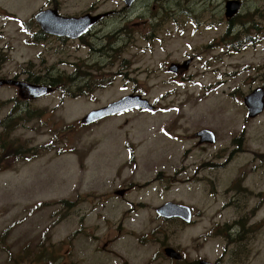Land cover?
Returning a JSON list of instances; mask_svg holds the SVG:
<instances>
[{"label":"rangeland","instance_id":"374dc122","mask_svg":"<svg viewBox=\"0 0 264 264\" xmlns=\"http://www.w3.org/2000/svg\"><path fill=\"white\" fill-rule=\"evenodd\" d=\"M130 3L0 0V79L32 83L38 78L35 84L55 83L49 85L51 91L38 97L20 95L17 86H0V242L9 244L21 233L28 239L35 236L42 245V261L38 263L66 264L62 255L69 253L68 237L76 231L71 262L89 264L87 256L105 241V236L94 240L89 225L96 223L100 227L96 234H100L109 229L106 222L115 218L99 219L101 193L88 191L100 188L119 165L120 178L131 173L132 169L122 164L127 159L126 150H135V156L139 153L138 161H128L129 167L132 162L142 163V157L144 164L150 161L149 156L164 162L166 153L178 150L180 169L142 167L135 171L139 180L162 173L169 181L166 195L146 193L152 197L144 200H154V205L165 200L192 205L198 222L202 221L195 230L176 228L175 235L173 227L164 222L162 229L169 231L170 239L178 237L194 256L201 252L202 257L224 260V264H264V194L256 196L259 201L253 209L255 199H244L245 203L238 205L239 195L230 192L229 211L221 197L207 193L208 182L222 190L226 181L231 185L239 178L251 181L254 185H249L256 189L264 186V108L253 116L246 104V98L260 89L264 99V0H244L240 13L241 4L230 2V11L236 8L230 13V33L226 32L227 0ZM54 5L66 16L86 15L88 22L91 16L104 19L80 39L49 34L41 30L42 23L34 15ZM187 9L198 15L185 16ZM178 19L184 20L179 24L182 30L176 25ZM201 54L203 59H199ZM190 59L193 62L188 71L170 70L172 63L185 64ZM127 95L147 98L156 110L130 109L83 124L91 111ZM12 109L23 119L8 126L6 116ZM202 129L214 132L216 142L200 143L197 132ZM111 150H118V161L114 169L107 170L104 163L112 158ZM187 150L190 155L184 158ZM229 154L230 162L225 163ZM212 162L226 165L210 170L205 165ZM258 165L261 167L254 169ZM201 180L206 182L201 184ZM71 201L76 202L78 212L68 218ZM121 205L116 216L124 208ZM134 209L122 221L124 229L114 249L130 252L136 243L133 249L148 258L140 245L148 240L142 235L144 231L150 230L154 240L151 229L158 224L156 211L142 207L138 215L144 216L132 221L137 215ZM87 214L89 225L84 227ZM227 221L230 226L238 223L236 230L246 228L230 233V240L221 233L226 229L217 237L199 238L203 227ZM22 242L18 239L16 245ZM2 246L0 264H12L13 253L37 250L13 248L3 253L7 246ZM131 253L138 261V254Z\"/></svg>","mask_w":264,"mask_h":264},{"label":"flooded vegetation","instance_id":"af4514ba","mask_svg":"<svg viewBox=\"0 0 264 264\" xmlns=\"http://www.w3.org/2000/svg\"><path fill=\"white\" fill-rule=\"evenodd\" d=\"M227 1H231V0H227ZM232 1H235L239 5L241 4L240 9L237 12V13H240L242 9V5L244 4V0H232ZM54 7L58 8V6L56 5L49 6L48 8H54ZM40 10H42V8ZM234 11L236 12V10ZM234 11L231 12L230 10H228L227 12V17L229 18V20H228L226 32H229V33H230V15L233 14ZM185 12H186L185 16H197L198 15V14H194L190 9L185 10ZM103 19L104 18L98 19V21L94 23L95 25L92 26L88 30V32L91 29H93L96 25H98ZM175 21H176V24H178V29L180 28L179 24L184 23V20L179 21L178 19V21L177 20ZM197 26H198V23H196V26L194 28H192V31H195ZM180 29L182 30L183 28H180ZM232 29L233 27L231 28V30ZM41 30L45 32L43 29ZM97 30H95L93 33H95ZM248 40L255 41V38L248 37ZM199 59H203L202 54L199 56ZM192 62L193 61L190 59L187 66L185 64L181 65V63H178V65L176 66L178 71L176 73H184L188 71L190 69ZM174 63H177V62H174ZM152 106L153 108L150 110L152 111L156 110V105L153 104ZM206 144H210V143H206ZM111 151L112 153H114L112 154V158L107 159L106 162L104 163L106 165L107 170L114 169L115 166L117 165L115 161H118L117 159L118 150H111ZM189 151L190 150H187V152L184 154L183 156L184 158L189 157L190 155ZM126 153H127V159L122 164H124L125 168H131L132 169L131 173L129 175H126L125 178H120V175H118V172L120 170V165H119L117 167L115 174L112 176L109 174V176L106 177L105 182L102 183V186L100 188H97V189L93 188L88 191V192L101 193V197L98 198V202H100L101 200V203L99 205L100 209H98L99 216H101V218L99 219H102L104 221L109 218H115L113 221L109 219L108 222H106L105 226L106 228L108 227L109 229L105 230V232L104 231L101 232L100 234L98 233L96 234V231H98L100 227H97L96 223H94V225L93 224L89 225L87 223L88 214L85 216L84 227H87L89 225V227L92 228L94 237H95L94 240H99V238H101L102 236H105L104 243L99 248L92 250L91 256L85 255L88 257L87 258L88 263L89 264H131L130 263L131 261L136 264H224L225 262L224 260H218V259L212 260L206 257H202L203 255L201 254V252H199L197 256H194L190 252V248L187 245H184L183 243H181L178 237L174 239H170L169 231L166 232L164 229H162L161 225L164 222L168 224L169 226L173 227L172 235H175V233L177 232L176 230L178 229L176 228H179V229L186 228L185 230H195L197 228V224L201 223L202 221L198 222L196 213H194V211L196 210L194 206L181 203V202L174 204L171 200H165V201H162L161 204L154 205L152 204L154 200L149 201V202L144 200L145 198L152 197V195H146V193H153L155 191H159L166 195V193L170 190V188L166 187L165 184L169 183V181L167 180L166 182L164 180L165 177H163L162 173L157 174V176L154 179L139 180V179H136L135 171L142 167L146 168V170L161 169L164 167L180 169L178 150L169 151L168 153H166L164 162H161L159 159H155L154 157L149 156L148 159L150 161L144 164V158L142 157L143 159L142 163L132 162L131 163L132 167H129L128 161H132L134 159L138 161L139 153L137 151V156H135V150H126ZM261 157H263V154L261 155ZM228 161L230 162V154L228 155L226 160H224L225 163ZM224 162H220V163L212 162L211 164H206L205 166L208 169L212 170V169H216L218 167L226 165ZM193 164L198 165V163H193ZM252 164H258V163H252ZM184 167L185 168L191 167V164H184ZM259 167L261 166L258 165L257 167H254V169H259ZM201 171H202V165L200 163L199 173ZM224 171L229 172L230 168L225 169ZM199 173L197 175H199ZM204 182L206 181L201 180V184H204ZM208 183H210L207 185L208 195L210 196L212 195L215 197H221L222 198L221 202L223 200L225 201L223 204L227 206V209H229V211H230V192H234L239 195L238 201H237L238 205L245 203L243 201L244 199L252 198V200H254L257 195L261 196L264 194L263 185H262V188L260 187L258 189L253 188L249 185V183L254 185L251 181L249 183H246V180L242 178L237 179L233 183L234 185L231 184L233 185L232 187L230 185V181H226L227 185L222 190H219V188L216 185L212 184V182H208ZM255 200L256 202L253 205V209H255V206L257 202L259 201V199H255ZM75 203H76L75 201H71V215L73 216H75V214L78 212V210H75V205H76ZM121 204H124V208L120 212V215L116 216V209L118 207H121L122 206ZM142 207H144L145 210H147L148 208L154 209L156 211L155 218H157L158 220V224L156 228L151 229L152 233H154V240H152L150 237V234H151L150 230L144 231L142 234L148 240L144 245H140V247L142 246L145 247L143 249H146V251L148 252L149 254L148 258L145 257L144 255L140 257L138 254L139 249H136V248L133 249L134 247H136V243L134 245L133 244L131 245L132 250H130V252L123 253V252L116 251L114 249V244L120 238L119 235L122 233L124 229L123 228L124 225L122 221H126L128 219L129 213L134 208H135L134 211H137V215H134V218L132 219V221L144 216L143 213L138 215V212L139 210L142 209ZM103 212L105 214H103ZM229 222L230 221L224 222V224L222 225L215 223L214 226L213 224L212 225L210 224V228L208 227L205 230L203 227L202 231L199 234L200 236L199 238H204V240L205 238L211 239L213 237H217L219 235V231L226 229L224 232H221V233H223L225 237L228 240H230V233L231 234L240 233L246 228V226L244 225L241 230H236L238 223L230 226ZM194 227L196 228L194 229ZM185 230H182L179 233ZM75 232L76 231L71 232L68 237L69 253L66 255H62V258L66 257V259H64V261H66V264H74L71 262V252L75 246V243L73 241ZM134 232L135 231L132 229L130 234L133 235ZM29 233L32 234L31 231ZM147 236H149L150 238ZM160 236L161 237L165 236V239L160 240L159 239ZM18 239L23 240L24 242H22V244L16 245V241ZM10 243H12V245ZM10 243L4 245V240L3 242H0V246L3 245L2 246L3 248L7 246L3 249V253L7 251L10 252L11 249L13 248L16 249L17 251L27 249V248H37V250L33 252L27 251V252H22V253H13L11 257L12 264H15V262H20L21 260L29 261L28 264H31L30 262H33V264H43V262L38 263V261H42V253H41L42 245H41V242L35 240V236L28 239L25 236L23 237V234L21 233L19 235V238L12 237V242L10 241ZM204 245L205 243L201 244L200 250H203ZM206 248L208 249V245H206ZM131 252H136L138 254V261H136L135 257L133 256ZM227 252H229L228 247H227ZM104 256L108 258H105ZM51 257L56 258L57 256H51Z\"/></svg>","mask_w":264,"mask_h":264},{"label":"water","instance_id":"95a60500","mask_svg":"<svg viewBox=\"0 0 264 264\" xmlns=\"http://www.w3.org/2000/svg\"><path fill=\"white\" fill-rule=\"evenodd\" d=\"M126 1L128 3L131 2V0H126ZM230 2H233V1H228L227 3L228 10H230ZM91 17H92L90 20L91 23L88 24L86 21L88 20L87 16L80 17V18L62 17L59 15L57 9L56 10L50 9V10L42 11L36 15V19H39V21L42 22L43 26L46 29H50L53 33H56L59 35H68V36H72L76 31H78L77 35L80 34L82 31H85L87 27H89L90 25L98 21V19L101 16L98 15V16H91ZM74 26H77V27L75 28ZM170 70L173 72L178 71L176 65L172 66ZM5 84L16 85L20 87V94L22 96L29 95L32 97H37L44 92L46 93V92H49V90L51 91L50 88L42 87V86H31L25 82L15 80V79H0V86L5 85ZM246 104L249 107L250 115L254 116L257 113L261 112L264 108L263 91L260 89L259 91H257V93L252 94L251 96L247 97ZM135 107L152 109V106L150 105L148 99L143 98L141 95H135V96L129 95V96H125L119 101L110 103L109 105L101 109L92 111L84 118L83 124L89 125L91 123H94L100 120L101 118L105 116L113 115V114L122 112L123 110L135 108ZM197 136L201 137L200 143L202 142L215 143L216 142V134L208 129L201 130L200 132H198Z\"/></svg>","mask_w":264,"mask_h":264},{"label":"trees","instance_id":"16d2710c","mask_svg":"<svg viewBox=\"0 0 264 264\" xmlns=\"http://www.w3.org/2000/svg\"><path fill=\"white\" fill-rule=\"evenodd\" d=\"M255 28V27H254ZM84 77H87V75H84ZM54 80V78H52ZM29 81V80H28ZM38 78H34V80H31L32 83H37ZM104 84H108L106 81L103 82ZM55 84L52 80L49 81V83H46V85H53ZM106 86V85H105ZM23 119V115L21 113H19L18 111H14L12 109V111L9 112V114L6 116V125H10L12 121H14V124L17 125L20 123V121H22ZM13 150H17L16 147L13 148Z\"/></svg>","mask_w":264,"mask_h":264}]
</instances>
